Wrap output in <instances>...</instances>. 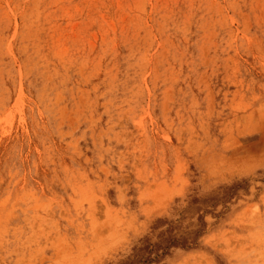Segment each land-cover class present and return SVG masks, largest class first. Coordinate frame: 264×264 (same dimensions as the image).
Returning <instances> with one entry per match:
<instances>
[{"label":"rangeland","instance_id":"obj_1","mask_svg":"<svg viewBox=\"0 0 264 264\" xmlns=\"http://www.w3.org/2000/svg\"><path fill=\"white\" fill-rule=\"evenodd\" d=\"M0 264H264V0H0Z\"/></svg>","mask_w":264,"mask_h":264}]
</instances>
